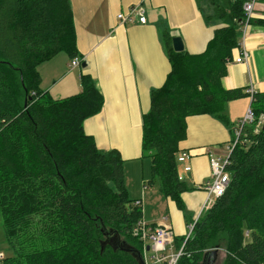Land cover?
<instances>
[{
  "label": "trees",
  "instance_id": "obj_1",
  "mask_svg": "<svg viewBox=\"0 0 264 264\" xmlns=\"http://www.w3.org/2000/svg\"><path fill=\"white\" fill-rule=\"evenodd\" d=\"M209 1L214 14L208 19L223 25L200 54L176 52L164 32L171 71L152 90L143 115L142 153L152 161L148 184L159 180L180 209L181 194L191 190L175 157L187 118L224 120L225 104L249 94L222 84L239 46L243 0ZM258 21L264 30V19ZM75 38L69 0H0V213L13 250L3 264H140L124 248L144 249L134 233L144 221L142 201L128 195L120 152L98 148L84 130L103 107L101 91L87 74L75 95L55 99L41 89L38 66L62 51L74 58ZM251 106L256 118L240 126L228 187L189 236L175 238L183 247L178 264H197L222 242L224 264H264V120L257 126L264 91L253 93Z\"/></svg>",
  "mask_w": 264,
  "mask_h": 264
},
{
  "label": "crops",
  "instance_id": "obj_2",
  "mask_svg": "<svg viewBox=\"0 0 264 264\" xmlns=\"http://www.w3.org/2000/svg\"><path fill=\"white\" fill-rule=\"evenodd\" d=\"M69 2L76 33L74 58H78L81 65L72 67L73 58L65 51L42 62L38 66L41 89L52 98L60 99L81 91L83 74L94 80L104 104L99 113L85 120L84 130L94 138L98 148L120 152L128 195L138 200L141 185L151 186L146 183L152 174V161L142 153L143 115L150 110L152 90L163 86L171 71L164 32L181 37L185 52L200 54L223 21L209 20L211 15L204 13L202 0ZM261 4L260 0L258 10L263 7ZM133 5L144 7L146 23L139 22L138 16H132L124 24L120 22L118 15L127 14ZM212 10L214 14L213 5ZM261 19L264 16H255V21ZM246 47L250 54L248 62L229 63L228 73L222 79L223 87L243 88L248 93L247 89L252 86L253 92H263L264 30L259 21L252 23ZM238 54L236 49L233 59ZM249 106L251 96L247 94L225 104L224 120L211 114L187 118V136L179 144L175 157L179 177L191 190L181 194V209L175 200L165 196L169 205L166 221L160 219L152 226L164 222L171 227L176 239L187 236L186 209L199 214L209 196L207 187L213 181L210 155L226 158L237 121L243 119ZM144 196L147 197L148 192ZM188 217L192 224L195 218ZM151 245L150 240H145L143 252L140 251L146 260L152 259L154 254L153 249H147Z\"/></svg>",
  "mask_w": 264,
  "mask_h": 264
},
{
  "label": "built area",
  "instance_id": "obj_3",
  "mask_svg": "<svg viewBox=\"0 0 264 264\" xmlns=\"http://www.w3.org/2000/svg\"><path fill=\"white\" fill-rule=\"evenodd\" d=\"M260 0H243L242 9H243V18L240 21V42L238 46L239 54L236 58L228 61V64L232 61L235 63H247L249 59V52L246 47V39L249 35V30L252 27L253 20L255 19V11L257 10V6ZM132 16H138L139 22L146 23L147 18L145 15V9L141 5H133L130 8V11L125 14L121 13L118 15V19L122 24L131 20ZM81 65V61L78 58H73L71 60V66L77 67ZM247 92L252 96L253 89H247ZM256 115L252 106H249L245 116L243 119L240 120L238 127L234 130L233 140L231 141L230 145L228 146V155L224 159L214 158L210 155V165L213 175L212 183L207 187L209 196L208 199L201 210L203 212L207 209V206H211V203L214 199L219 198L223 195L226 188L229 185L231 174L227 170L228 165L230 164V153L235 148L236 144L238 143L240 137V126L244 124H251L255 121ZM260 120H264V116L260 117ZM259 120V121H260ZM262 122L260 121L257 126H261ZM139 202V201H138ZM214 203V202H213ZM198 217L194 220L191 224L190 233L194 228V225L197 221ZM166 219H164V222ZM164 222L157 224L155 226L149 227L145 221H140L134 228V233L138 236L141 240H150L152 242L151 249H153V256L152 261L156 264H176L178 258L182 254V249L179 251L178 254H166L168 246L174 241L175 237L173 231L170 226L166 225ZM250 235V231L247 229L245 230V237L247 238ZM5 255L0 253V264H3V260L5 259ZM147 263V260H146ZM148 264V263H147Z\"/></svg>",
  "mask_w": 264,
  "mask_h": 264
},
{
  "label": "rangeland",
  "instance_id": "obj_4",
  "mask_svg": "<svg viewBox=\"0 0 264 264\" xmlns=\"http://www.w3.org/2000/svg\"><path fill=\"white\" fill-rule=\"evenodd\" d=\"M217 2L221 4L222 0H218ZM261 3H262L261 5L263 7L261 8V10H258L259 8L257 6V10L254 13L255 16H264V0H261ZM202 7H203V11L206 15H208V14L212 15L213 14L212 5H211L210 1H208V0L203 1L202 0ZM206 8L208 9V12L206 11ZM211 21H215V20H211ZM260 121L262 122L263 120H260ZM260 121L258 122V124L260 123ZM238 125H239V122L237 121V124L235 127H238ZM212 177H213V175H212ZM126 182H127V180H126ZM146 184H148V182ZM149 184H151V186L145 187V188L143 185H141L142 190H141V194H140V197L138 198V200H142V203H143L144 221L146 222V224L149 227H151L153 224L157 223L160 219H164L166 216H168L169 205L166 204V202H168V199L165 197V195L161 191V185H160L159 180H156L154 183L151 182ZM145 192H148L147 197L144 196ZM146 198H147V200H146ZM215 200L216 199H214L213 202H215ZM146 202H147V204H146ZM213 202L211 203V206L214 204ZM211 206L210 205L207 206L206 207L207 209H205L203 212H199V214H192V212H189L186 209L185 217H187L186 221L189 223L187 225L186 235H188L190 233V228H191L190 222H192L188 216H191L193 219L194 218L196 219L197 217L199 218L200 216L204 217L205 212L207 210H209L211 208ZM220 245H221L220 247H213V248H209L206 251H204L203 257L201 258V260L197 264L207 263V261L205 259L206 253L211 254V256L208 255V259H209L210 263H211V260H213L212 264H224V261H225L226 255H227L226 244L224 242H222V243H220ZM181 249H183V247L177 248V246L175 245V239H174V241L168 246L166 254H175L176 255L179 253V251ZM142 252H143V250H142ZM0 253L4 254L5 256L13 255V250L6 240V236H5L4 228H3V218H2L1 213H0ZM181 255H183V251H182ZM181 255L178 258L176 264L179 263V259L181 258ZM145 260H146V258H145ZM147 261L149 262V263L147 262L148 264H156V263H154V261H152V259L147 258Z\"/></svg>",
  "mask_w": 264,
  "mask_h": 264
},
{
  "label": "water",
  "instance_id": "obj_5",
  "mask_svg": "<svg viewBox=\"0 0 264 264\" xmlns=\"http://www.w3.org/2000/svg\"><path fill=\"white\" fill-rule=\"evenodd\" d=\"M172 47H173V49L176 52H182V51H184L183 39L181 37H178V36L173 37L172 38ZM84 66H85V64H84ZM119 241H120L119 240V237H117V242L119 243ZM115 246H117V245L115 244ZM120 247H122V246H120ZM124 249L127 250V251H131L137 257V259L139 260L140 264H147L145 258L143 257V255L141 254V252H140L139 249L128 248V247H126ZM147 249L150 250L151 249V246H148ZM208 255L211 256L210 253H206L205 254V259L207 261V263H205V264H212V261L213 260H211V263H210V261L208 259Z\"/></svg>",
  "mask_w": 264,
  "mask_h": 264
}]
</instances>
